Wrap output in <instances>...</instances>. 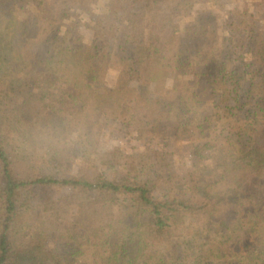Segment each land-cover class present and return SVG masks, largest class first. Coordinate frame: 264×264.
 <instances>
[{
    "label": "trees",
    "instance_id": "trees-1",
    "mask_svg": "<svg viewBox=\"0 0 264 264\" xmlns=\"http://www.w3.org/2000/svg\"><path fill=\"white\" fill-rule=\"evenodd\" d=\"M191 1L0 0V264H264V0Z\"/></svg>",
    "mask_w": 264,
    "mask_h": 264
},
{
    "label": "rangeland",
    "instance_id": "rangeland-1",
    "mask_svg": "<svg viewBox=\"0 0 264 264\" xmlns=\"http://www.w3.org/2000/svg\"><path fill=\"white\" fill-rule=\"evenodd\" d=\"M212 1V0H193L191 1L192 4V8L193 10L197 11L202 9L205 6H208V3ZM216 1V0H215ZM217 2H219V4H225V7H227V9L232 10L233 8L235 9H241L243 8V5L246 4V0H217ZM86 37L89 36V34L86 32ZM226 35V33L223 34V36ZM114 75V73L110 72V77H112ZM110 143H112V140H110V142L108 141L107 144L110 145ZM189 162V158L184 155L181 157V161L180 164L186 166L188 165Z\"/></svg>",
    "mask_w": 264,
    "mask_h": 264
}]
</instances>
